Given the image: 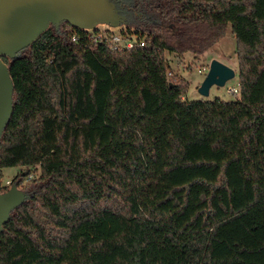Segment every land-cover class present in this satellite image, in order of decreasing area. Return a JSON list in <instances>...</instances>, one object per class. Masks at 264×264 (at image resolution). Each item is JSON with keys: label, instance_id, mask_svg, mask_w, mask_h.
Returning a JSON list of instances; mask_svg holds the SVG:
<instances>
[{"label": "trees", "instance_id": "obj_1", "mask_svg": "<svg viewBox=\"0 0 264 264\" xmlns=\"http://www.w3.org/2000/svg\"><path fill=\"white\" fill-rule=\"evenodd\" d=\"M115 2L120 34L144 46L116 51L97 29L74 41L63 22L3 57L14 109L0 182L7 167L39 174L11 182L29 198L0 264H264V0ZM229 25L240 95L186 100L167 52L202 55Z\"/></svg>", "mask_w": 264, "mask_h": 264}, {"label": "water", "instance_id": "obj_2", "mask_svg": "<svg viewBox=\"0 0 264 264\" xmlns=\"http://www.w3.org/2000/svg\"><path fill=\"white\" fill-rule=\"evenodd\" d=\"M126 17L115 0H0V139L13 115L14 84L4 56L16 55L36 41L50 25L58 28L61 23L81 29H90L98 23L124 24ZM235 71L214 59L199 87V93L209 96L216 85L223 87ZM29 198L17 183L2 191L0 184V235L13 210Z\"/></svg>", "mask_w": 264, "mask_h": 264}, {"label": "rangeland", "instance_id": "obj_3", "mask_svg": "<svg viewBox=\"0 0 264 264\" xmlns=\"http://www.w3.org/2000/svg\"><path fill=\"white\" fill-rule=\"evenodd\" d=\"M100 31H110L114 34H120L127 30V25H110L108 23H98L88 29ZM135 39L137 36L128 35ZM169 64V77L175 79L185 80L189 87L186 94V100H215L220 98L222 100H235L240 95L239 92H229L228 90L239 89V60L236 54V38L232 33L231 25L228 26L225 37L212 46L207 52L202 55H197L192 52H187L183 55L167 52L166 54ZM217 59L226 65L232 67L235 71V77L230 79L225 86L218 87L212 86L209 96H203L199 93V87L204 81L212 60ZM32 171V172H31ZM39 174V169L34 168L27 169L26 167H7L3 169V178L1 186L9 181V188L11 187L12 180L20 173L26 176L28 173ZM27 180H24L22 185H18V189L24 191V186ZM8 188V189H9ZM101 232L105 237H109L111 233V227L109 224H104L101 228ZM112 253L109 252L108 255Z\"/></svg>", "mask_w": 264, "mask_h": 264}, {"label": "built area", "instance_id": "obj_4", "mask_svg": "<svg viewBox=\"0 0 264 264\" xmlns=\"http://www.w3.org/2000/svg\"><path fill=\"white\" fill-rule=\"evenodd\" d=\"M93 34L92 31H89L88 29H81V28H76L73 31L72 34V39L78 40L79 38H88L89 36H93L94 41H98L99 36L97 35H91ZM111 42V47L112 49L116 51H120L122 49H129L134 47L135 45L137 46H144V40H138L136 37L133 39L132 37L126 35L125 33L123 34H115L112 36V38L109 40ZM229 92H239V89H234V90H228ZM10 184V182H7V185Z\"/></svg>", "mask_w": 264, "mask_h": 264}]
</instances>
